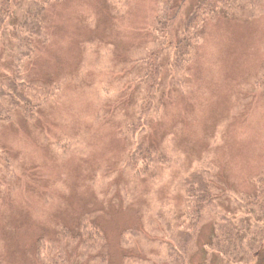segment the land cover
<instances>
[{
	"label": "rangeland",
	"instance_id": "obj_1",
	"mask_svg": "<svg viewBox=\"0 0 264 264\" xmlns=\"http://www.w3.org/2000/svg\"><path fill=\"white\" fill-rule=\"evenodd\" d=\"M18 3L8 12L10 20ZM157 6V0H63L46 11L50 42L39 46L27 73L41 82L60 81L61 95L37 121L1 129L4 264H32L39 235L57 222L74 226L85 212H96L112 264H122L121 232L143 227L137 217L143 203L163 207L176 199L178 175L190 166L208 159L219 188L228 193L250 192L264 172V13L207 26L183 90L170 94L149 128L169 165L157 167L152 180L139 185L122 170L126 142L112 129L135 82L127 62L144 44ZM8 55L0 69L14 62ZM62 137L68 151L59 157L49 146ZM2 167L9 171L6 179ZM208 235L205 229L199 243Z\"/></svg>",
	"mask_w": 264,
	"mask_h": 264
},
{
	"label": "trees",
	"instance_id": "obj_2",
	"mask_svg": "<svg viewBox=\"0 0 264 264\" xmlns=\"http://www.w3.org/2000/svg\"><path fill=\"white\" fill-rule=\"evenodd\" d=\"M14 1L0 0V60L6 54L14 60L9 69H0V132L7 125L37 121L61 95L60 81L34 80L27 67L39 46L50 42L46 11L63 0H19L17 16L10 20ZM176 2L157 0L158 10L144 44L137 47L136 60L130 57L127 62L129 77L135 82L131 95L128 89V103L116 115L118 126L112 129L126 142L122 170L129 171L130 180L138 185L150 182L157 167L170 163L163 144L151 141L149 128L164 112L170 94L183 90L207 26L264 13V0ZM260 82L264 83V62ZM63 143L62 137L49 148L63 157L68 151ZM202 160L178 175L176 199L166 200L164 209L162 203L153 206V200L152 206L141 205L137 217L143 227L133 226L120 235L122 264H264V172L254 178L250 192L228 193L219 188L208 159ZM2 169L6 179L9 171ZM78 218L74 226L57 222L39 235L32 264H112L96 212ZM205 229L209 235L199 243ZM0 264H4L1 257Z\"/></svg>",
	"mask_w": 264,
	"mask_h": 264
}]
</instances>
